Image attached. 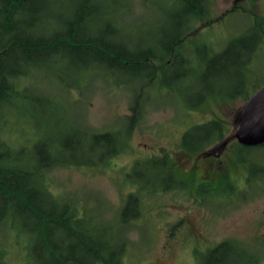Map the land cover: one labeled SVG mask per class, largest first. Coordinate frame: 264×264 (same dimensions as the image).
<instances>
[{
    "label": "rangeland",
    "instance_id": "rangeland-1",
    "mask_svg": "<svg viewBox=\"0 0 264 264\" xmlns=\"http://www.w3.org/2000/svg\"><path fill=\"white\" fill-rule=\"evenodd\" d=\"M108 1L119 11L117 18L95 24L87 21L82 31H92L86 35L102 36L107 41L123 42L130 47L154 46L159 55L166 54L171 41L181 31V20L185 16L183 7L187 6L185 0ZM79 2L50 0L45 28L65 31L64 23L72 20ZM263 21L264 0H206L205 16L191 17L188 22L191 26L187 39L191 42L181 48V53L191 55L200 41L210 43L213 51L225 48L231 41L235 43L237 46L224 64L225 69L229 68L217 74L222 79H218L222 93H211L201 100L203 91L199 78L191 79L188 88L179 89L171 74L169 83L173 92L162 87L156 79L147 85L143 81L139 91L141 115L130 133L108 156L112 143L99 144L92 134L122 128L131 113L130 104L135 94L132 89L142 83L144 73L141 77L117 71L111 76L106 66L96 67L90 53L82 54L80 50L71 53L63 45L56 46L50 56L47 53L36 56L38 61L45 59L47 63L15 78L20 93L0 109V144L11 149L9 156L20 155L29 166L45 165L50 156L48 152L36 153L35 144H51L56 147L54 154L68 164H56L43 170V179L35 176L32 183L27 180L24 188H47L57 203L55 206L44 201V208L53 209L56 214L63 210L60 205H66L69 208L66 216L73 215L70 210L73 207L76 216L83 218V228L79 230L94 246L103 247L106 241L122 245L121 251V247H115L120 256L110 259L119 264H151L157 259L165 264H200V251L191 256L187 245L181 247L174 242L180 236L182 226L177 223L182 217L190 222L191 227L186 232L196 234L197 238L192 236V244L199 249L234 240L264 264V174L254 167L249 170V165L239 161L237 155L238 164L235 165V142L220 159L219 182L232 179L233 184L229 185L236 188L249 184L244 190L222 194L227 191L226 186L217 190L212 200L207 195H197L192 189L140 194L136 216L130 219L121 216L128 193L136 189L127 174L135 160L153 153L154 149L157 153H166L172 166H176L175 154L184 152L179 146L181 135L194 123L217 119L224 126L225 136L233 134L236 114L247 96L264 82V36L260 34L264 25H259ZM249 29L258 30L262 39L256 48L255 33L245 34ZM207 54L194 55L193 66L206 59ZM170 58L159 63L160 67L156 65L157 72L167 69L170 63L165 62ZM201 77L207 84L204 76ZM99 153L106 157L100 160ZM256 154L263 166L264 152L260 150ZM183 155L188 158L189 154L184 152ZM202 168L200 164V175ZM177 171L182 177L186 174ZM222 171L225 177L221 179ZM135 181L141 184L140 180ZM162 185L167 187L169 181ZM150 186L155 187V184ZM6 214L9 218L0 224V264H35L31 255L37 249L32 246L26 226L22 225L26 217H14L13 222L9 211ZM64 230L56 226L51 242L60 246L61 254L80 253V239L64 236ZM167 241L173 245L163 256L162 247Z\"/></svg>",
    "mask_w": 264,
    "mask_h": 264
},
{
    "label": "trees",
    "instance_id": "trees-1",
    "mask_svg": "<svg viewBox=\"0 0 264 264\" xmlns=\"http://www.w3.org/2000/svg\"><path fill=\"white\" fill-rule=\"evenodd\" d=\"M205 2L206 0H185L187 6L183 7V14L185 16L182 18L180 24L182 29L173 41L184 38L185 33L190 28L188 22L190 23L191 17L203 18L205 16ZM49 5L50 0H0V109L11 102L15 95L20 93V88H16L15 86V78L29 69L37 68L40 64L47 63L45 59L38 61L36 56L43 53H47L50 56L55 47H60V45L66 46L68 50H71V53L72 51L75 53L77 50H80L82 54L90 53L95 59L96 67H100V65L106 66L107 73L111 76H114L117 71L141 77V74L144 73V79H141L142 83L132 89V92H135L130 104L132 115L126 119L131 125L141 111L139 91L141 86L144 85V80L147 85L156 79L162 87L171 89V83L168 80L169 74L167 72L161 74L155 71L157 67L154 66L156 65L153 63L154 60L160 61L162 59H159V53H155L154 46L147 49H141L140 46L130 47L123 42L115 43L114 41H107L102 36L92 34V36H87V33L93 32L88 30L82 31V29H85L83 24L87 21L94 22L95 24L101 23L108 18H117L119 11H115L110 6L108 0H80L72 20L64 23L66 27L65 31H49L45 28L44 21ZM259 25L263 26L264 21ZM249 32H254L256 35L254 47L256 48L258 42L259 44L262 42L261 37L257 33L259 31L249 29L245 34ZM260 34L264 36V30H261ZM236 46L231 41L220 52L213 53L205 62L204 68L206 69V73L203 74V70H201L197 76H194L195 79L199 78L200 85L202 86L203 93L201 100L211 93H222L221 88H219L220 83L218 82V79H221V77H218L217 74L229 68L226 67L225 69L224 64ZM166 53L165 56L169 55L167 51ZM201 76H204L207 84L204 83ZM182 78L181 76L175 77V81L179 86L181 85ZM188 82V80L185 81L184 86L186 88H188ZM21 95L23 97L22 91ZM220 132V124L214 120L193 127L183 135L181 147L194 150L200 146L199 144L202 141L209 144V141L220 134ZM92 135L99 144L105 141L106 143H112L108 154L113 152L115 144L120 139V136L116 135V133L93 132ZM34 147L36 153H40V155L46 154V152L50 154L45 165L40 166L37 163L34 166H29L28 161L20 158V155L19 157L18 155L14 157L9 156L11 149L0 144V224L9 218L6 211H9L13 222L14 217H26L27 220L22 225L26 226L28 235L32 239V246L37 249L32 255L30 254L32 258H35V264H49V261H57V264H65L69 261L76 264H96L100 261L105 264H119L118 261H111L110 259L114 256H120V251L123 249L122 245H112L106 241L103 247L94 246L89 237L82 235L79 230L83 228L81 225L83 218L76 216L77 213L73 207L70 208L74 212L73 215L66 216V211L69 209L66 205H60L63 210L61 213L56 214L53 209L46 210L44 208V201L52 202L53 204L57 203L47 188L32 187L28 190L24 188L27 180H30V183H32L35 176L40 175L43 179V170L56 164H68L66 160L54 154L56 147H53L51 144L38 142ZM260 150L264 152V144L257 147L238 146L237 154L239 161L249 163V170L254 167L255 171L264 174V165H260L256 159L258 155L256 153ZM99 155L101 156L100 160L107 156H104V153H99ZM92 158L95 157L92 156ZM151 174L152 180L150 178ZM130 176L137 186L144 189L151 184H155L153 189H168L162 185L166 180L169 181V186L170 183L172 184L171 187L176 184H182L176 181L165 158L136 161L129 178ZM135 180H140L141 184ZM182 187L185 188L186 185L182 184L179 188ZM42 198L43 202H41ZM137 203L136 195L129 193L121 210V216H127V219L135 217L137 214ZM55 206L53 207L55 208ZM56 226L65 229L63 231L64 236H73L80 239V253L66 252L65 254H61L59 252L60 246L52 243L50 239L55 234ZM116 246L121 247L120 251L115 249ZM200 264L261 263L257 255L243 247L239 242L225 240L214 248L207 250L201 257Z\"/></svg>",
    "mask_w": 264,
    "mask_h": 264
},
{
    "label": "flooded vegetation",
    "instance_id": "flooded-vegetation-1",
    "mask_svg": "<svg viewBox=\"0 0 264 264\" xmlns=\"http://www.w3.org/2000/svg\"><path fill=\"white\" fill-rule=\"evenodd\" d=\"M189 25L191 26V24H189ZM189 31H190V28L185 33L183 39L172 41V44L167 49V52L169 53V55H167V56H165L163 54L162 55H158L159 59H162L160 61H156V60L153 59L154 60L153 63L157 65L159 63H163V60L171 57L170 59H168L165 62V63H168V64L170 63V64L167 67V69L165 71H163V72L169 71L168 72V74H169L168 80L169 81L171 79V76H170L171 74H172V76L174 78L177 77V76L183 77L181 79V85L180 86H179V84L177 82L175 83L179 87V89L182 88V87H185L184 84H185L186 80L190 81L192 78H194V76H197L201 70H203L205 62L210 58V56L213 53H218V52H220L223 49L222 48V49H220L218 51H213L210 48V46H211L210 43L201 42L200 41V43H197V45L193 47V51H192L191 55H189V56L183 55L181 53V48L184 47V46L187 47V45L191 42V40L187 39ZM191 47L192 46H190V48ZM200 52H206L209 55L207 54L208 57L206 59L197 61L196 62L197 63L196 66H193L194 55H199ZM156 65H154V66H156ZM158 66L160 67V65H158ZM155 71L157 72V69H155ZM163 72H159V73L162 74ZM160 76H162V75H160ZM170 91L173 92L172 88L170 89ZM130 112L131 113L128 116L132 115L131 109H130ZM140 115H141V111L136 116V119L134 120V122L140 117ZM212 120H214V121H216L217 123L220 124L221 132H220V134H218L215 137H213V139L211 141H209V144H206V143H204V141H202V143L199 144L200 146L198 148L194 149V150H190V149L181 147L182 138H183V135L186 132L190 131L193 127L206 124V123H208V122H210ZM125 122L127 123L126 127L124 126ZM125 122H123V125H122L121 129H118V130H115V131H110V132H102V133H116V135L120 136L119 142L117 144H115L113 152L117 149L118 145L122 142L123 138H125L130 133L132 125L134 124L133 123L131 125V123L128 120H126ZM233 129L235 130L234 121H233ZM230 130H229V132H230ZM228 139H232V140L228 141ZM214 142H215V144L212 145V147L210 148L209 146L211 144H213ZM232 142H235V144L237 145L236 146V150H235V157L233 158L234 163L236 165V164H238V162L235 161L236 160V155H237V158H238V154H237L238 153V146H244V145H241L237 141V139L234 137V131H233V134L231 136H228V135L225 136L224 135V126L222 125V122H220L217 119H210V120H207V121H204V122L191 124V125L188 126V128H186L183 131V133L181 135V138H180V143H179L180 149L184 150V152L189 154L188 158L184 157V155H183L184 152H179V153L175 154V160H176L175 165L176 166H172V164L169 162V160L167 158V154L166 153H161L160 154V153H157L158 150H154V149H152L153 153H148V155L146 157H144L142 159H137V160L134 161V163H135L136 161L143 160V159L149 160V159H153V158H165L169 169L172 171L173 175L176 178V181L180 182L182 184H185L186 187L185 188H183V187L179 188L180 186H182V184L181 185L176 184V185L171 187L172 184L170 183V186L169 185L167 186L168 189H165V190L153 189V187H151L149 185H148L149 187H145V189H144V188H142L140 186H137L136 182H134L132 180L133 183H134V186L136 187V189H135V192H129V193L130 194L132 193V194L136 195L137 201H138L137 206H138L139 201H140V194H146L147 193V194H155L156 195V193L166 192V191H170L172 189H181V190L186 189L188 191L192 189V190H195L194 191L195 193L198 192L197 195L200 194L201 197L204 196V195H207L208 197H210V199H211V197L213 195L218 193L217 190H219V189H221L223 187H226V186H227L226 187L227 191H224L222 194L227 193L228 195H230L234 191L236 193L238 190H244L245 187L249 186V184L246 183V185L244 187L236 188L234 186L229 185V183L233 184L234 180H232V179H229L228 181H222L221 183L219 182V179H220L219 171L221 169V165H220L221 164V160L220 159H221L222 155L224 154V151L228 148V146ZM263 144L264 143H262L260 145H257V146H261ZM257 146H245V147H257ZM110 154L111 153L107 154V156L110 155ZM238 160H239V158H238ZM242 162H246V161H242ZM134 163L132 164L131 170L127 173L128 177H129L130 174H132V168L134 166ZM259 163H261V162H259ZM200 164H203L201 175H200V170L198 169ZM246 164L249 165L248 162H246ZM176 168L181 170V171H183V172H186L185 176L182 177L178 173ZM224 177H225V174L222 171L221 179L224 178ZM197 178H199L201 180H199L198 182H195V180ZM130 179H131V176H130ZM222 194H221V196H222ZM218 197H219L218 199H222V197H220V196H218ZM195 198L197 199V197H195ZM138 212H139V210H138V207H137V213ZM177 224H178V226H182V227H181L180 236H177V238L175 239L174 242L178 246H181V247L184 246V245H187L188 252H189V254H191V256H194L195 254H197V252L200 251L201 254H199V255H201V257H202L203 254H205L207 252V250L212 249L217 244L223 242V241H221L219 243H216L212 247H209V248H207L205 250H201V249L198 248V246H195V245L192 244V236L197 238L196 234L194 232H192V233L186 232V230L189 227H191L190 222H187L186 217H182L181 219H179ZM172 245H173V243H171L170 241L166 242V244L162 247V255L163 256H166L168 254V251H169V249L171 248ZM151 264H165V261H162V259H157Z\"/></svg>",
    "mask_w": 264,
    "mask_h": 264
},
{
    "label": "water",
    "instance_id": "water-1",
    "mask_svg": "<svg viewBox=\"0 0 264 264\" xmlns=\"http://www.w3.org/2000/svg\"><path fill=\"white\" fill-rule=\"evenodd\" d=\"M234 127V137L241 145L257 146L264 143V82L247 96L234 118Z\"/></svg>",
    "mask_w": 264,
    "mask_h": 264
}]
</instances>
